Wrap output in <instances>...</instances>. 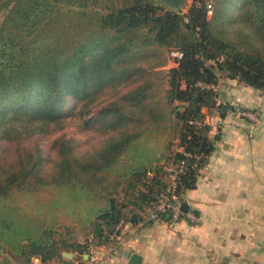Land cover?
<instances>
[{"label":"trees","instance_id":"16d2710c","mask_svg":"<svg viewBox=\"0 0 264 264\" xmlns=\"http://www.w3.org/2000/svg\"><path fill=\"white\" fill-rule=\"evenodd\" d=\"M225 79L264 92V0L209 16L205 0H0V264L113 244L166 193L169 161L185 200L221 139L200 82Z\"/></svg>","mask_w":264,"mask_h":264},{"label":"crops","instance_id":"0c3cea01","mask_svg":"<svg viewBox=\"0 0 264 264\" xmlns=\"http://www.w3.org/2000/svg\"><path fill=\"white\" fill-rule=\"evenodd\" d=\"M217 90L218 103L227 108L203 110L211 134L220 132L221 139L195 187L184 193L199 220L123 223L119 242L94 247L70 263L48 264H128L132 252L140 254L137 264H264V92L235 79Z\"/></svg>","mask_w":264,"mask_h":264},{"label":"built area","instance_id":"2783aa9c","mask_svg":"<svg viewBox=\"0 0 264 264\" xmlns=\"http://www.w3.org/2000/svg\"><path fill=\"white\" fill-rule=\"evenodd\" d=\"M213 6L214 0H205L206 16H209L212 13ZM169 54L178 58L181 57L182 52L178 49H172L169 51ZM200 84L206 86L207 88H211L212 90L218 89V84L215 83L200 82ZM251 117H254V115L251 114ZM183 167V161H169L166 164V170L168 173L166 193L152 207L147 210L145 217L146 219H157L159 217V213H168L172 221L177 220L181 216H186L194 222H197L199 220L198 214H196L194 211L188 209V211L183 212V210L180 208L181 202L186 201L179 199L176 194L178 174L183 170ZM113 236L115 242H119L118 232ZM39 260L40 259L38 256H32L31 263L36 264V262H38Z\"/></svg>","mask_w":264,"mask_h":264},{"label":"water","instance_id":"95a60500","mask_svg":"<svg viewBox=\"0 0 264 264\" xmlns=\"http://www.w3.org/2000/svg\"><path fill=\"white\" fill-rule=\"evenodd\" d=\"M160 2L164 4H171L173 7H175L177 10L180 9V5L184 4L185 0H159ZM227 108V103L222 104V109L225 110ZM245 108L242 106L240 110H244ZM180 208L183 210V212L188 211L189 204L187 201H182L180 204ZM62 254L66 257H72L73 253L69 251H63ZM140 260V254L137 252H132L128 261V264H137Z\"/></svg>","mask_w":264,"mask_h":264},{"label":"rangeland","instance_id":"374dc122","mask_svg":"<svg viewBox=\"0 0 264 264\" xmlns=\"http://www.w3.org/2000/svg\"><path fill=\"white\" fill-rule=\"evenodd\" d=\"M156 1H159V0H156ZM160 2V1H159ZM191 2V0H185L184 1V4L180 5V9L179 10H186L189 3ZM167 4V3H166ZM170 7L176 9L175 7H173L171 4H168ZM177 10V9H176ZM66 133L67 134H73L79 138H81L82 140V145L81 146H87L90 142H93V141H96L98 139L97 136L95 137H89V134L86 133V132H81V131H78L76 128L74 127H67L65 129ZM41 142L43 143L44 146H48L49 144V139L48 138H42L41 139Z\"/></svg>","mask_w":264,"mask_h":264}]
</instances>
